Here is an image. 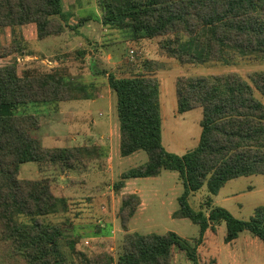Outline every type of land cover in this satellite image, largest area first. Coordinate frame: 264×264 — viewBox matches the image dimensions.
Masks as SVG:
<instances>
[{
	"label": "trees",
	"instance_id": "1",
	"mask_svg": "<svg viewBox=\"0 0 264 264\" xmlns=\"http://www.w3.org/2000/svg\"><path fill=\"white\" fill-rule=\"evenodd\" d=\"M101 24L129 33L131 40L175 36L162 47L169 57L184 65L223 64L239 58L264 63V0H97ZM90 20L81 18L80 25ZM35 24L38 38L62 35L69 28L63 0H0V59L23 51L15 41L12 50L1 44L3 28ZM181 36L188 37L187 42ZM87 53L83 51L81 56ZM157 60L145 59L139 73L118 77L103 71L117 96L120 152L123 157L145 151L147 163L126 171L115 185L120 192L130 179L158 177L164 170L178 172L184 186L174 218L189 219L200 227L193 241L175 232L140 234L129 231L130 220L142 204L138 194L125 195L119 219L125 231L120 255L108 253L85 257L80 264H173L175 251L199 264L198 248L206 233L225 223V243L247 231L264 244V207L248 220L236 218L214 198L225 185L240 177H264V72L250 81L236 73L180 78L177 81L178 110L183 114L201 108V137L196 148L184 155L169 152L163 145V118ZM89 87L73 82L65 70L42 73L21 70L17 63L0 67V264L65 263L57 255L62 231L41 222L58 212L60 199L48 179L29 180L18 176L28 162L61 164L74 170L84 162L87 147L46 148L31 131L41 127L34 115L18 116V105L88 100ZM207 188L203 208L189 204L193 193ZM31 218V223L22 220ZM213 224V225H212ZM99 236V233H96ZM74 250L75 242L71 244Z\"/></svg>",
	"mask_w": 264,
	"mask_h": 264
},
{
	"label": "rangeland",
	"instance_id": "2",
	"mask_svg": "<svg viewBox=\"0 0 264 264\" xmlns=\"http://www.w3.org/2000/svg\"><path fill=\"white\" fill-rule=\"evenodd\" d=\"M79 16L91 18V27L82 29V36L99 28L97 13L99 8L93 0H85ZM100 14V12L98 13ZM82 27V26H81ZM110 29V28H109ZM76 29H69L74 38L66 35L68 47L61 49L51 61L57 60L55 69L65 70L75 83H87L94 79L88 66V43L76 37ZM91 31V32H90ZM112 34L101 40L102 47H112L121 57L122 62L100 66L101 70L113 73L118 77H129L139 73L145 59L157 60L161 69L154 73L159 80L161 107L163 118V145L172 153L184 155L196 148L201 137V121L203 110L193 109L179 113L177 81L180 78L208 77L236 73L245 80L260 72H264V63H254L239 58L236 64L184 65L171 58L162 47L166 41H175V36L155 39L131 40L129 33L118 29H110ZM28 41L21 35V28L12 34L11 28H3L1 44L10 50L16 42L23 44V51L0 59V67L17 63L21 70L38 69L42 73L52 71L45 56L44 62L32 61L20 63L17 57L23 54H50L59 40L51 37L46 40H34L33 32L27 31ZM182 43L189 39L181 36ZM52 44L53 49L46 45ZM91 46V45H90ZM87 48V49H86ZM97 50H96V49ZM100 46L91 47L98 52ZM86 51L85 56L80 53ZM100 61L103 62L101 58ZM54 70V69H53ZM99 92H106V99L96 98L85 101L29 103L18 105L15 113L18 116L34 115L40 118L41 128L31 133L42 138L46 148L87 147L89 154L84 162L74 170H68L61 164L28 162L18 169L21 179H48L55 195L60 199L58 212L41 217L42 223L60 229L62 236L57 240L56 251L59 259L65 263H82L85 257L99 253H108L115 259L120 255L125 231L118 217L122 204L121 190L115 191V185L121 181L122 175L148 162L145 151L123 157L120 152V125L117 117V96L109 88L106 75H98ZM255 95L264 102L261 94ZM94 97V95L92 96ZM109 98V99H108ZM62 112V114H61ZM56 117L60 120H52ZM52 120V121H51ZM56 127L58 129H54ZM54 129V130H53ZM56 131V132H55ZM45 134H58L59 139L43 137ZM75 135V136H73ZM105 135V136H104ZM104 136V137H103ZM78 137V139H77ZM77 140V142H75ZM128 189H138L144 206L130 220L129 231L140 234H166L175 232L180 237L193 241L200 236V227L189 219L174 218L179 209V197L184 186L178 172L164 170L158 177L137 178L128 180ZM208 195L206 186L191 195L189 204L195 211H202L209 218L210 209L203 208ZM214 207L228 210L238 219L248 220L259 207H264V177L254 175L240 177L228 182L214 198ZM26 223L31 218L23 217ZM213 225V224H212ZM99 233V236L96 235ZM226 225H216V232L209 230L198 248L199 264H264V244L258 238L245 231L230 244L225 243ZM75 242L74 250L71 244ZM173 264H194L185 254L175 251Z\"/></svg>",
	"mask_w": 264,
	"mask_h": 264
},
{
	"label": "crops",
	"instance_id": "3",
	"mask_svg": "<svg viewBox=\"0 0 264 264\" xmlns=\"http://www.w3.org/2000/svg\"><path fill=\"white\" fill-rule=\"evenodd\" d=\"M83 1H85V0H63V10H64V12H65V14H66V16L68 18L69 28H66L65 32L62 35L57 36V37H53V38H55V40H57V39L59 40V46H57L58 45L57 44V45H55L56 48L53 49L54 47H53L52 44L46 45L48 48L53 49V51L50 54H48V53L37 54L35 56L34 55H29V54H27V55L23 54L21 57H17V61L20 62V63H25V62H29L33 58L32 61H39V60L42 59L41 61L44 62V60H45L44 58H46L47 59V63L49 62L47 66L52 65L53 66V67H51L52 70L55 69L59 65V62L57 60L51 61L48 58L53 57L61 49H64L65 47H68V43L69 42H68V39H65V38H67L66 35L74 38L73 35L70 34L69 29L72 30V29H76L77 28V30H75L76 31V37H81L83 35L82 34V29H84L86 27L87 28L91 27L92 22H91V18L90 17H88L90 20L84 22L81 25L79 24L80 23V19L82 17L79 16L78 13H80L81 10H83L85 8V5H82ZM93 2H95L96 4L98 3L97 0H93ZM97 6H98V4H97ZM98 13H97L96 16H97V19H98L97 22L100 25L99 28L95 29V32L92 31V33L88 34L90 38H88V37L85 38L83 36L81 37V38H83V40H85L88 43L86 46H88V48L90 47V49H88V52H87L88 56H89L88 66H89L91 72L93 73V76H94L93 78L94 79H91L86 84L84 83V85H87L89 87V95L91 96L90 99H93V100L96 99V98L106 99V95H107L106 92H104V93L103 92H99V87H97V85L99 84V79L97 78V76L101 75L102 72L105 70L104 69L102 71L100 69L101 68L100 66L102 65V63L106 62L107 66H111V65L117 66V65H119L122 62L121 57L115 53V51H114V49H112V47L105 48V47H102V45H101V40H103V37L106 36V35H110L112 33H111V31H109L110 30L109 28H106V27H104L101 24V22H100L101 13L100 14H98ZM20 28H21V35L25 38L26 42H30V41H28V38L26 37L27 31L28 32L29 31L33 32V36L35 37L34 40H40L38 38L37 26L35 24L25 25V26H22ZM11 32H12V34H14V31H13L12 28H11ZM49 38H51V37L45 38L43 40H46V39H49ZM140 40L144 41L145 38L144 39H140ZM98 45L100 46L98 52H95V51L91 50V47H97ZM43 55L45 56L44 58L40 57V56H43ZM98 58H101L103 60V62L100 61V59H98ZM93 95H94V97H92ZM70 101H85V100H70ZM70 101H63V102H70ZM61 114H62V112H61ZM52 120L56 121V120H60V119H58L56 117H53ZM52 128L55 129L56 127H52ZM56 129H58V128H56ZM32 136L37 138L38 140H40L41 143H42V138H38V136L33 135V134H32ZM73 136H75V135H73ZM43 137L53 140V139H59L60 135H58V134H45V135H43ZM77 139H78V137H77ZM75 142H77V140H75ZM76 147H80V146H76ZM55 148H57V147H55ZM128 185H129V182L127 181L126 182V186L121 191V195H120L121 198L123 196L129 195V194H138L140 196V198H141L140 190H138V189L130 190V189H128ZM141 201H142V204L139 207L138 211L141 208H143V206H144L142 198H141Z\"/></svg>",
	"mask_w": 264,
	"mask_h": 264
}]
</instances>
